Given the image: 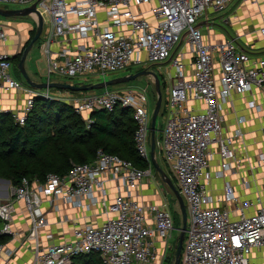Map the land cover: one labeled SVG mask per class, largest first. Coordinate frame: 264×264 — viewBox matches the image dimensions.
<instances>
[{"label":"built area","instance_id":"built-area-1","mask_svg":"<svg viewBox=\"0 0 264 264\" xmlns=\"http://www.w3.org/2000/svg\"><path fill=\"white\" fill-rule=\"evenodd\" d=\"M233 1L0 0V4H36L42 18L40 51L48 82L55 77L82 85L73 79L105 81L108 74L135 66L145 70L159 66L166 85L159 146L187 214L180 264H264V205L260 195L256 192L254 202L243 199L228 182L219 198L210 192L212 180L232 171V162L239 163L234 139L241 140L242 133L236 129L233 136H223L222 104L234 94L264 90V56L251 58L232 38L215 44L206 42L198 25L208 13L225 12ZM261 4L264 6V0ZM30 16L36 23L37 15ZM7 30L0 21V45L7 41ZM260 34L264 36V27ZM56 45L57 50H53ZM10 57L0 52V90L26 96L20 111H0L10 113L14 123H25L37 95L64 102L79 116L127 110L135 125V151L149 166L140 170L129 161L97 150L93 161L72 164L64 175L48 174L43 182L24 178L16 187L11 186L8 198L0 200V234L14 237L13 217L18 213L16 206L22 204L32 242L30 264H73L77 256L91 253L99 255L101 264H164L173 231L169 206L143 205L132 194L151 175L145 91L105 88L100 93L81 92L72 98L52 96L50 89L35 90L13 78ZM164 64L170 66L165 74L161 71ZM254 108L260 110L258 105ZM260 131L264 142V113ZM214 142L219 158L217 172L210 169L214 155L210 146ZM250 170H261L264 177L263 152L256 155ZM106 180L116 184L117 195L111 202L106 199ZM242 185L248 188L250 182L243 181ZM42 196L70 202L81 210L99 206L105 221L74 228L72 241L43 245L41 231L47 220L41 209ZM254 206L255 212L249 213ZM43 238L53 240L51 233ZM159 242L161 250L157 251ZM14 257L15 250L0 245V264H22L13 261Z\"/></svg>","mask_w":264,"mask_h":264},{"label":"crops","instance_id":"crops-1","mask_svg":"<svg viewBox=\"0 0 264 264\" xmlns=\"http://www.w3.org/2000/svg\"><path fill=\"white\" fill-rule=\"evenodd\" d=\"M261 1L262 0H258V3H250L245 0H235L223 13H208L206 16L207 18L201 19L198 24L202 28L204 40L215 44L225 39L232 38L251 58L264 56V36L260 34V29L264 27V6L261 4ZM6 25L8 27L7 41L3 45H0V52L13 56L20 51L22 45H25L29 39L30 31L33 28L29 27L25 30V27L21 26L15 28L16 24L9 25L6 23ZM41 43L42 40H40L39 45ZM57 47V45L53 46V50H57ZM25 70L30 79L34 82L43 83L47 81L44 70L33 73L28 66ZM45 78L46 81L44 80ZM57 79L60 78H51L50 82L67 83L66 81H57ZM164 88L166 89L165 84ZM217 89L220 92L221 87L219 84H217ZM49 91H51L50 93L52 96L59 95L63 98H72L78 95V92H71L68 90L52 89ZM25 98L26 96L22 92H4L0 90V111H20L24 105ZM154 100L156 101V96ZM250 103H252L253 106H251ZM197 105L201 107L200 103ZM255 105H258L260 110H256L254 108ZM263 113L264 90L260 92L253 91L252 94L243 96L234 94L229 102L222 104L221 125L223 136L231 137L234 135L235 130L239 129L242 133V138L241 140L234 139L235 153L239 161L238 165L232 162V171H228L223 178L212 180L210 184V192L214 198L217 199L221 196L222 188L224 184L228 182L234 187L238 196L243 199H248L251 202H254L257 192L262 198V204L264 205V177L261 170H256L254 172L250 170V165L254 164L256 155L260 152L264 153V142L260 131ZM151 114L149 113V115ZM159 114L163 119V103L161 104ZM90 115L91 114L88 113L81 117L85 121L86 118H90ZM160 142V138L158 140L155 138V155H159L163 159L159 146ZM210 150L214 154L210 162V169L212 172H217L219 170V158L216 154L217 145L215 142L210 146ZM164 163L166 166V171L164 172L173 177L169 166L165 161ZM153 172L155 175H158L152 166L151 173ZM144 180L141 182L138 191L132 193L134 198L138 203L143 205L152 203L158 206L161 205L163 199L159 197V194L151 192ZM243 181H249L250 186L248 188L244 187L242 185ZM10 186V183L7 185L5 182L0 181V200L8 198ZM105 187L107 189L106 199L108 202H111L117 195L116 184L113 181L106 180ZM175 187L177 188L176 183ZM97 194L98 192L95 190L94 195L97 196ZM42 200L41 209L47 220L46 228L41 231V243L43 245L72 241L74 228L83 227L84 225L97 226L103 223L106 218L102 214V209L99 206L89 210H81L72 203L61 199H50L42 196ZM21 207H23L22 204L16 206L18 213L13 217L14 237L10 238L7 236L8 240L4 244H7V247L15 250L13 261L22 264H30L32 261V242H30L28 236L29 224L26 218V212L22 210ZM256 209L257 208L254 206L249 210V213H254ZM46 233L52 234V241L44 240L43 237ZM155 246L157 251L161 250L160 242L156 243Z\"/></svg>","mask_w":264,"mask_h":264},{"label":"trees","instance_id":"trees-1","mask_svg":"<svg viewBox=\"0 0 264 264\" xmlns=\"http://www.w3.org/2000/svg\"><path fill=\"white\" fill-rule=\"evenodd\" d=\"M34 34L32 29L25 47ZM19 59L20 53L12 64L17 65ZM19 80L25 83L20 73ZM134 131L130 111L120 108L113 112L96 111L86 123L64 102L37 95L23 125L14 123L10 113L0 112V178L9 181L12 187L24 178L43 182L48 174L68 173L72 164L90 163L97 150L129 161L140 170L148 169L149 164L135 151ZM168 176L175 185L174 178ZM7 240V236L0 234V245ZM176 244L177 240L167 258L169 264L173 262ZM96 256L93 253L77 256L73 264H101Z\"/></svg>","mask_w":264,"mask_h":264},{"label":"rangeland","instance_id":"rangeland-1","mask_svg":"<svg viewBox=\"0 0 264 264\" xmlns=\"http://www.w3.org/2000/svg\"><path fill=\"white\" fill-rule=\"evenodd\" d=\"M27 7H28V5H24V4H13V3L0 4V8H2L3 10H21V9H24ZM0 21L4 22L5 24L8 23L9 25L16 24L15 28H17V26L18 27L19 26L25 27L24 28L25 30L28 29L29 27L35 29V24H36V23H34L31 16L10 17V18H4V17L0 16ZM41 39H42V34H41L40 39L34 44L32 50L27 55V58L25 61V68H27V66H28V68H30L33 73L41 72V70L42 71L44 70V72L46 74L44 58H43V55L40 51L41 44L39 45V41ZM149 67H150L149 70L155 72L160 79V83L163 84V75L160 73V70L158 68L159 66L151 65ZM169 68H170V66L168 64H164L161 66V71H163V73L165 74V71H168ZM143 69H144L143 66H135V67L130 68L129 70H123V71H118L115 73L108 74L107 76H105L104 79L105 80H111L114 78H119V77L131 75V74L139 72ZM18 72L19 71H18L15 63H13L11 71H10L11 76L13 78L19 80V73ZM44 80L46 81V78ZM57 81H67V80L60 78V79H57ZM101 81H102V79H87V80H84L82 78L73 79L74 83H80L83 85H93V84H96V83L101 82ZM107 89L114 90V91H120L123 89H133V90L145 91V93L148 97V112L150 114L152 113L154 103H155L154 99H155L156 94H155V90H154L153 80L151 78L139 77V78L135 79L134 81H130V82H127L124 84L116 85V86H109V87H107ZM50 90H52V89H50ZM103 90L104 89L92 90V91H88V92L100 93ZM160 90H161L162 103H163V98L165 97V94H166L165 90L166 89L163 87L162 88L160 87ZM52 93H53V91H52ZM78 93H81V92H78ZM163 127H164V120L162 119V116L159 114L157 116L156 125H155V128H156L155 138L157 140L159 138L161 139V137H162ZM155 157H156V161H157L158 165L164 171H166V166H165L163 159L159 155H155ZM168 177L170 178V176H168ZM144 182H146V184L149 186V189L151 190V192L159 194V197H161L163 199L162 203H166L169 206V210H170V213H171V216L173 219L172 237H171V239H169V245H170V251H171V250H173V248L175 246V242H176L177 237L179 235V230H180L181 224H182V223L180 224L181 216H179L180 213H179L178 205H177L176 201L174 202V200H175L174 196L169 191L168 187L162 182L159 175H155V173L153 172V173H151V175H149L145 178ZM10 188H11V186H10ZM1 227H2V222H1ZM183 247H184V243H183ZM168 256H170V255H168ZM96 257L98 258L99 255H97ZM169 263H168L167 259L164 262V264H169Z\"/></svg>","mask_w":264,"mask_h":264},{"label":"water","instance_id":"water-1","mask_svg":"<svg viewBox=\"0 0 264 264\" xmlns=\"http://www.w3.org/2000/svg\"><path fill=\"white\" fill-rule=\"evenodd\" d=\"M36 4H33L32 6L28 8H24L21 10H3L0 8V16L4 18H10V17H25L30 16L31 13H35L37 15V22L35 24V34L33 38L30 40L28 45L25 47L22 45L20 51L17 53H20V59L16 65L21 77L23 78L26 85H28L30 88L35 90H48V89H55V90H68L71 92H88L92 90H101L105 89L109 86H116L120 84H124L130 81H134L135 79L139 77H149L153 80L154 84V90L156 94V101L154 104V109L151 114V120H150V160L151 164L155 170V172L160 176L162 182L168 187L172 195L174 196V199L178 205L180 216H181V228L179 230V235L177 237V244L175 248V255L172 264H180L181 259V253H182V247H183V241H184V233L186 229V221H187V214H186V208L183 202V199L181 195L179 194L178 189L175 187L171 179L167 176V174L164 172L162 168L158 165V163L155 160V134H156V119L159 114L161 104H162V95L160 90V80L158 75L151 71V70H141L139 72H136L131 75L114 78L111 80H105L102 82H98L93 85H72L69 83H60V82H43V83H36L33 80L30 79L28 76L26 70H25V61L27 58V55L32 50L34 43L38 41L42 34V18L38 14V12L35 9ZM16 58V54L11 56L10 59L14 60ZM0 181L5 182L7 185L10 183L7 180L1 179Z\"/></svg>","mask_w":264,"mask_h":264},{"label":"flooded vegetation","instance_id":"flooded-vegetation-1","mask_svg":"<svg viewBox=\"0 0 264 264\" xmlns=\"http://www.w3.org/2000/svg\"><path fill=\"white\" fill-rule=\"evenodd\" d=\"M13 61V60H12Z\"/></svg>","mask_w":264,"mask_h":264}]
</instances>
